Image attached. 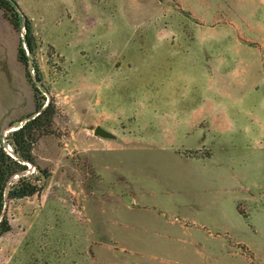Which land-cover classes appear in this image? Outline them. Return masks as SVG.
Wrapping results in <instances>:
<instances>
[{"label":"rangeland","instance_id":"374dc122","mask_svg":"<svg viewBox=\"0 0 264 264\" xmlns=\"http://www.w3.org/2000/svg\"><path fill=\"white\" fill-rule=\"evenodd\" d=\"M13 1L0 146L37 104L56 116L0 264H264V0Z\"/></svg>","mask_w":264,"mask_h":264},{"label":"trees","instance_id":"16d2710c","mask_svg":"<svg viewBox=\"0 0 264 264\" xmlns=\"http://www.w3.org/2000/svg\"><path fill=\"white\" fill-rule=\"evenodd\" d=\"M0 10L4 11L15 28L20 27L21 14L13 0H0ZM25 26L27 30L25 43L32 53L34 47L30 40V23L27 22ZM20 59L27 64L28 56L23 47L20 48ZM55 116L54 105L37 104L35 114L29 116L26 121L23 120L22 125L9 133L6 143L11 147V151L3 144L0 146V238L12 228L7 216L9 201L33 197L40 194L43 189L44 183L41 179L32 181L26 172L29 165L37 167L34 147L42 135L50 131ZM42 179H46L44 174Z\"/></svg>","mask_w":264,"mask_h":264},{"label":"crops","instance_id":"0c3cea01","mask_svg":"<svg viewBox=\"0 0 264 264\" xmlns=\"http://www.w3.org/2000/svg\"><path fill=\"white\" fill-rule=\"evenodd\" d=\"M200 119L201 117L189 118V134L196 132L198 135L204 136L206 131L210 132L209 129L203 126L202 122H200ZM196 148L200 149L201 147L197 146Z\"/></svg>","mask_w":264,"mask_h":264},{"label":"water","instance_id":"95a60500","mask_svg":"<svg viewBox=\"0 0 264 264\" xmlns=\"http://www.w3.org/2000/svg\"><path fill=\"white\" fill-rule=\"evenodd\" d=\"M94 136L95 137H100V138H114V136H113L112 133L106 131L101 126H98V127L95 128V130H94Z\"/></svg>","mask_w":264,"mask_h":264},{"label":"built area","instance_id":"2783aa9c","mask_svg":"<svg viewBox=\"0 0 264 264\" xmlns=\"http://www.w3.org/2000/svg\"><path fill=\"white\" fill-rule=\"evenodd\" d=\"M9 151H11V147H9Z\"/></svg>","mask_w":264,"mask_h":264}]
</instances>
